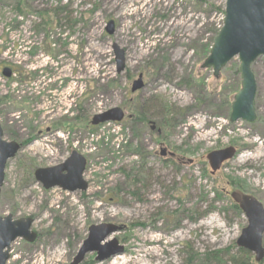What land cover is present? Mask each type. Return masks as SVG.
Wrapping results in <instances>:
<instances>
[{"label":"rangeland","instance_id":"rangeland-1","mask_svg":"<svg viewBox=\"0 0 264 264\" xmlns=\"http://www.w3.org/2000/svg\"><path fill=\"white\" fill-rule=\"evenodd\" d=\"M226 2L0 0V125L4 140L23 146L7 164L0 218H31L37 234L12 245L8 264H71L90 227L103 224L123 228L111 239L125 253L83 264H264L237 247L248 222L231 198L241 190L264 207V60L252 65V124L229 119L238 58L218 78L202 68ZM113 44L126 52L120 76ZM5 66L21 71L20 83L1 76ZM140 74L146 87L133 95ZM116 107L137 125L89 126ZM228 147L235 158L212 176L208 155ZM73 151L89 157L88 191H45L34 171Z\"/></svg>","mask_w":264,"mask_h":264},{"label":"water","instance_id":"water-1","mask_svg":"<svg viewBox=\"0 0 264 264\" xmlns=\"http://www.w3.org/2000/svg\"><path fill=\"white\" fill-rule=\"evenodd\" d=\"M115 31V23L110 21L106 32L112 36ZM112 50L115 56L116 74L121 75L126 68V52L117 44H113ZM234 58H238L240 62L241 89L233 97L230 122L244 121L252 124L257 121L255 111L257 83L252 65L260 58L264 60V0H227L224 26L215 38L210 55L204 61L202 68L212 69L214 77L218 78L221 71ZM11 75L9 69H4L5 78L9 79ZM143 86L141 75L133 82L132 92L142 90ZM124 117L121 108H114L94 116L91 125L96 127L110 122L120 123ZM20 149L17 142L4 140V131L0 125V200L7 164L17 156ZM236 153L233 147L210 153L208 162L211 174L215 175L220 171L224 163L235 158ZM162 156H166L165 149L162 151ZM85 167V158L73 152L62 165L39 169L35 176L45 189L58 187L70 193L86 192L88 184L83 178ZM63 172L66 174L63 175ZM231 198L248 222L236 245L253 254L255 261L261 263L264 260V207L255 197L238 190L231 194ZM33 223L31 218L14 220L11 215L0 218V264H7L11 245L18 239L27 243H34L37 240V234L32 231ZM122 230L123 228L114 224L90 227L87 238L82 242L71 264H83L91 254L97 255L95 258L97 263L123 255L124 246L118 239H111Z\"/></svg>","mask_w":264,"mask_h":264},{"label":"flooded vegetation","instance_id":"flooded-vegetation-1","mask_svg":"<svg viewBox=\"0 0 264 264\" xmlns=\"http://www.w3.org/2000/svg\"><path fill=\"white\" fill-rule=\"evenodd\" d=\"M4 69H9L10 71H11V73H12V75H11V79H9L10 81H12V82H14V81H16V82H18V83H20V81H19V79L23 76V75H21L20 76V73H21V71H16L15 69H14V67H3V69H2V72H1V76L4 78V76H3V71H4ZM125 71H126V68H125ZM125 71L123 72V73H125ZM18 73V76H16V75H14L15 73ZM122 73V74H123ZM121 74V75H122ZM16 76L18 79H14V76ZM143 76V84H144V86H143V89L142 90H140V91H143L144 89H145V87H146V83L144 82V75L143 74H140L139 76ZM118 76H120V75H118ZM138 76V77H139ZM29 78V77H28ZM34 76H32L30 79H31V81H32V79L34 80ZM4 79H6V78H4ZM136 81V80H135ZM134 82V81H133ZM133 82H132V84H131V90H130V92H131V94H133V95H135L136 93H138V92H140V91H138V92H135V93H133L132 92V85H133ZM123 111H124V115H125V117H124V119L122 120V122H124L126 119L130 122V124L132 125V126H134V125H137L134 121L136 120L135 119V115H128V117H126V111L123 109V108H121ZM257 119H258V117H257ZM81 122V119L80 120H78L77 118H75L74 120H71V122H70V126H73V122H75V124H78V122ZM91 122L92 121H90L89 122V126L90 127H93L92 125H91ZM122 122H120V123H122ZM143 122H145V121H143ZM120 123H118V124H120ZM61 124H63V127L64 126H66L65 124V122L64 123H61ZM56 128H58L59 130L61 129L60 127H59V125H56ZM77 131V128H73L72 130H70V133H73V132H76ZM151 131L152 132H154V131H156V126L154 125V124H152L151 125ZM161 133V131L159 130L158 131V134H160ZM33 139V138H32ZM20 145V147H21V149H22V144H19ZM20 149V150H21ZM164 149L162 148L161 149V153H160V156H162V151H163ZM166 150V149H165ZM237 151V150H236ZM73 152H77L78 154H80L81 156H83L84 158H85V160H86V167H85V171H84V174H83V178H84V176H85V173H86V170H87V165H88V158L89 157H87V156H84V155H82L81 153H79L78 151H73ZM72 152V153H73ZM72 153L69 155V157L72 155ZM237 154V153H236ZM168 156V152H167V150H166V156H164V158H166ZM169 156H173L172 154H170ZM68 157V158H69ZM163 157V156H162ZM67 158V159H68ZM66 159V160H67ZM66 160L65 161H63L62 163H60V164H58L57 166H53V167H46V168H38V169H36L35 171H34V179H35V181L38 183V184H40L42 187H43V189L45 190V191H50V190H54V189H59L60 191H62L63 193H69V194H74V193H70V192H67V191H64V190H62V189H60V188H58V187H55V188H51V189H45V187L43 186V184L42 183H40V182H38L37 180H36V176H35V174H36V171L37 170H39V169H48V168H54V167H58V166H60V165H62L64 162H66ZM224 165V164H223ZM223 167V166H222ZM63 175H65L66 173L65 172H63L62 173ZM212 175V174H211ZM216 175V174H215ZM212 176H214V175H212ZM87 184H88V189H89V183L88 182H86ZM3 189V188H2ZM88 191V190H87ZM86 191V192H87ZM234 191H237V190H234ZM233 191V192H234ZM238 191H241V190H238ZM77 192H80V193H85V192H81V191H77ZM77 192H75V193H77ZM232 192V193H233ZM241 192H243V191H241ZM231 193V194H232ZM243 193H245V192H243ZM245 194H247V193H245ZM1 195H2V191H1ZM234 202V201H233ZM237 206V205H236ZM238 207V206H237ZM239 208V207H238ZM13 219H14V217H13Z\"/></svg>","mask_w":264,"mask_h":264},{"label":"trees","instance_id":"trees-1","mask_svg":"<svg viewBox=\"0 0 264 264\" xmlns=\"http://www.w3.org/2000/svg\"><path fill=\"white\" fill-rule=\"evenodd\" d=\"M92 13L94 12V11H91ZM237 208V207H236Z\"/></svg>","mask_w":264,"mask_h":264}]
</instances>
